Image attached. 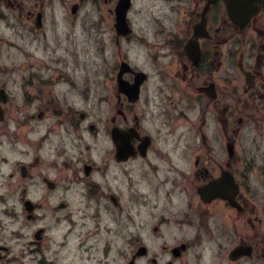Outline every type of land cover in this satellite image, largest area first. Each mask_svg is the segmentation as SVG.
Instances as JSON below:
<instances>
[{"label":"flooded vegetation","instance_id":"obj_1","mask_svg":"<svg viewBox=\"0 0 264 264\" xmlns=\"http://www.w3.org/2000/svg\"><path fill=\"white\" fill-rule=\"evenodd\" d=\"M118 1L0 0V264H264V0Z\"/></svg>","mask_w":264,"mask_h":264},{"label":"rangeland","instance_id":"obj_2","mask_svg":"<svg viewBox=\"0 0 264 264\" xmlns=\"http://www.w3.org/2000/svg\"><path fill=\"white\" fill-rule=\"evenodd\" d=\"M105 30H107V31H109V28L107 27V25L105 26V27H103ZM104 72H105V70H104ZM89 140L88 141H93V142H96V143H98V145H92V147H103V145H101L100 143L101 142H106V139H105V137H104V135L103 134H100V135H98L96 138H94V139H92L91 138V136H89ZM55 199V201H57V198H54Z\"/></svg>","mask_w":264,"mask_h":264},{"label":"water","instance_id":"obj_3","mask_svg":"<svg viewBox=\"0 0 264 264\" xmlns=\"http://www.w3.org/2000/svg\"><path fill=\"white\" fill-rule=\"evenodd\" d=\"M121 18L119 19L118 21V25H119V29H122L124 30L125 29V26H126V22H125V11H122L121 13Z\"/></svg>","mask_w":264,"mask_h":264}]
</instances>
